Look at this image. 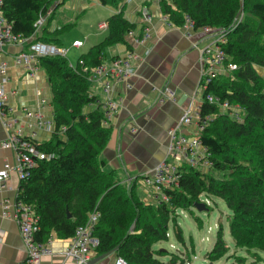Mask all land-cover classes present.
Segmentation results:
<instances>
[{
	"label": "trees",
	"instance_id": "1",
	"mask_svg": "<svg viewBox=\"0 0 264 264\" xmlns=\"http://www.w3.org/2000/svg\"><path fill=\"white\" fill-rule=\"evenodd\" d=\"M54 1L2 0L1 9L12 32L28 37L39 13ZM99 1L119 8L118 12L107 18L105 37L81 54L77 65L62 56L38 59L50 85L54 130L51 138L37 147L50 157L37 161L20 180L17 193L38 215L35 239L44 242L51 233L69 238L96 209V256L110 252L127 264H176L183 259L172 253L162 260L159 256L165 250L154 245L168 238L170 222L174 237L183 244L176 210L191 211L202 195L215 196L230 210L228 230L234 245L245 248L257 260V250H264V74L260 70L264 68V0L158 1L161 12L175 25L188 15L195 30L203 26L229 30L223 46L225 63L233 62L236 68L214 78L202 95L200 116L212 117L199 139L210 166L180 165L177 183L164 189L169 200L155 203L141 201L134 187L122 183L113 170L104 169L102 152L112 130L103 124V110L97 96L90 94L87 73L103 61L107 47L127 43L126 34L136 23L123 16L120 0ZM39 38L49 41L43 35ZM207 93L227 102V109L222 111L218 104L207 101ZM92 103L97 107L85 110ZM225 244L220 222L207 258L214 261L223 256L228 251Z\"/></svg>",
	"mask_w": 264,
	"mask_h": 264
},
{
	"label": "crops",
	"instance_id": "2",
	"mask_svg": "<svg viewBox=\"0 0 264 264\" xmlns=\"http://www.w3.org/2000/svg\"><path fill=\"white\" fill-rule=\"evenodd\" d=\"M96 1L102 4L99 0ZM86 2V0H62L60 4H57V0H55L50 7L51 12L47 15L41 32L37 35L41 34L50 42L65 47L59 37L65 30L59 33L57 30L66 24H71L69 27L74 25L81 13L86 11L83 9ZM90 3H92L91 0ZM142 6H147L152 14V20L149 23L150 38L144 44L137 45L132 42L130 37L126 36L127 43H117L105 50L103 61H109L129 49L139 53L141 60L135 66L134 73L125 81L129 86H125L124 81L112 82V96L120 101V105L109 122L108 126L112 133L102 152V157L105 159V170H113L122 183L133 185L135 193L140 185L142 187L145 184L146 187H144V191H141V195L139 196L137 193L136 195L145 203H155L157 199L151 193L150 187L146 185L145 177L152 175L153 168L162 159L175 158L168 152V130L191 101L195 105H200L202 102L201 93L196 91L199 78L198 57L199 48L206 42L207 37L199 30L186 36L178 25L167 24L159 17L161 10L159 3L155 0H131L122 6L123 16L128 21L136 23L137 31H140V8ZM67 8L71 10L69 13H66ZM118 9L115 7L111 14L118 12ZM111 14L98 21L97 29H100L99 23L106 22ZM102 29L100 31H104V33L101 37V32L97 30L90 34L91 39L86 46V51L105 37L107 27ZM74 40H81L83 45L86 42V40L74 36L70 45L66 47L68 50L70 47L76 49L81 47L73 46ZM27 44L28 41L23 40L5 44L2 47L0 62L7 65L2 76L5 80L7 103L13 107L15 115L19 117L20 126L25 132L33 133L38 142H44L51 138L53 127L49 128L45 125L36 127V123L32 117L27 116V112L40 113L44 120L52 121V95L46 70L40 63H37L34 71H30L14 62L15 54L24 50ZM73 63L72 65H74ZM261 72L264 74V71ZM165 85L174 90V100L162 97L158 92V89ZM89 88L90 93L97 96L100 101L98 104H101V108H103L105 94L99 86L93 89L89 85ZM95 107H97V103H92L85 110ZM194 132L195 125L193 123L182 128V133L188 136ZM5 137L6 131L0 121V167L5 163L9 166L16 164L14 150L1 146ZM19 183L17 173L10 170L7 180L8 188L0 192V200L7 198L11 203ZM50 236L51 252L42 256L41 264H75L72 259H65L62 255L68 238L58 237L54 233H51ZM24 256V243L18 224L11 213L2 214L0 207V264H18ZM114 256L111 253L93 264H107ZM91 257L92 259L96 257L94 250H92Z\"/></svg>",
	"mask_w": 264,
	"mask_h": 264
},
{
	"label": "built area",
	"instance_id": "3",
	"mask_svg": "<svg viewBox=\"0 0 264 264\" xmlns=\"http://www.w3.org/2000/svg\"><path fill=\"white\" fill-rule=\"evenodd\" d=\"M61 1V0H57ZM131 0H120L119 6L126 4ZM157 3L159 0H155ZM2 0H0V51L5 44L17 43L27 40L28 44L24 50L19 51L14 56V62L25 69L34 71L37 67L38 59L43 57L62 56L66 57L68 49L63 46L56 45L50 41H45L39 38L42 26L45 23L46 17L50 14L51 9L48 8L44 13H39L34 22V31L28 37H22L12 32L11 23L8 22L1 9ZM140 23L138 29L129 30L126 36L130 37L134 44H144L151 35L149 23L152 20V14L147 6L140 9ZM161 19L171 24L168 15L161 12ZM107 26V22L99 23V27ZM186 36H190L194 31V21L184 15L182 24L178 25ZM232 29V28H231ZM230 29V30H231ZM207 37L206 42L199 48V78L196 91L201 93V96L207 89V85L220 74L232 71L236 68L235 63L226 62V54L223 46L227 40L229 30L224 28L215 29L211 26H203L198 29ZM72 45L80 47L83 45L81 40H74ZM141 60V55L135 50H126L123 54L111 58L109 61H102L97 66L89 69L87 80L92 86L98 85L106 98L103 103V124L109 125L112 116L118 110L120 101L112 96L113 84L116 81H126L133 73L135 66ZM7 68L6 63L0 62V121L6 131V137L2 141V147H10L16 155V164L9 166L4 164L0 167V192L7 187L10 170L17 173L19 181L28 175L29 170L33 168L37 161L44 158H49L50 155L44 153L37 147L39 143L33 133L25 132L20 126L19 117L15 115L14 109L7 103V91L4 86L5 80L2 74ZM125 86H129L125 82ZM162 97L175 99V92L169 86H164L158 89ZM93 94V93H90ZM95 95V94H93ZM203 99V98H202ZM205 99L211 103H216L222 111H225L229 106L227 102H220L217 97L207 93ZM98 103L100 101L98 100ZM200 105H195L191 101L184 109L180 117L174 125L168 130L169 145L168 152L174 159H162L154 168L151 176L145 177V183L151 189V193L157 201L167 202L169 196L164 192V189L175 185L179 178V167L186 164L196 168L206 169L210 166L208 152L200 142V134L208 119L212 116H200ZM28 117H32L36 123V127L43 125L54 130L53 118L52 121L44 120L42 114L27 112ZM53 117V116H52ZM195 125V132L192 135L182 133V128L190 124ZM18 190L15 193L13 200L7 198L0 200L1 212L4 215L11 213L15 218L18 229L24 243L25 256L18 264H41L43 255L51 252L50 237L47 241L38 242L35 239V233L39 230L38 215L33 208L18 199ZM178 210V209H177ZM176 210V211H177ZM182 210V209H181ZM99 212L94 209L88 213L86 221L76 227L74 234L68 238V243L62 250V255L65 259H72L75 264H88L92 259L93 247L97 244V239L94 237V227L98 221ZM168 235V233H167ZM196 256H194L195 258ZM107 264H127L126 260L121 256H114Z\"/></svg>",
	"mask_w": 264,
	"mask_h": 264
},
{
	"label": "rangeland",
	"instance_id": "4",
	"mask_svg": "<svg viewBox=\"0 0 264 264\" xmlns=\"http://www.w3.org/2000/svg\"><path fill=\"white\" fill-rule=\"evenodd\" d=\"M61 1H57V4H60ZM86 1L85 7H83L86 11L84 13L81 11V16L76 19L75 24L68 27L67 30L59 35L65 47L70 45L74 36L86 40L85 44L80 48L70 47L67 51L66 59L71 65L73 62L74 65H77L78 58L86 51V46L90 43L91 38L89 36L93 31L96 32L97 30L101 32L100 37L103 36L104 31H100L102 28L97 29V23L99 20L105 19L115 9L112 5H102L96 0H91L92 3H90V0ZM69 11L71 10L67 8L66 13H69ZM260 70L264 71V68ZM92 87L95 89L98 85ZM212 173L216 177H222L220 172L212 171ZM128 186L133 187L130 183ZM144 187H146L145 184L142 187L140 185L136 189L137 195H141ZM201 201L206 203L207 210L198 211L192 206V212L188 209H178L176 211V221L182 229L185 242L182 244L177 241L173 233V224L170 222L168 224V238L154 245L156 249L165 250L164 255L159 256V258L167 260L174 253L183 259L182 262L178 261L176 264H208L210 260L206 254L214 244L216 231L221 222L223 225V239L225 240L226 247H228V251L220 258L211 261V264H264V250H257L260 257L255 260L245 248H239L234 245L228 230L227 215L230 213V210L225 201L215 196L205 197L203 195L201 196ZM194 256L196 257L194 258ZM239 257H242V259L239 260Z\"/></svg>",
	"mask_w": 264,
	"mask_h": 264
},
{
	"label": "water",
	"instance_id": "5",
	"mask_svg": "<svg viewBox=\"0 0 264 264\" xmlns=\"http://www.w3.org/2000/svg\"><path fill=\"white\" fill-rule=\"evenodd\" d=\"M193 206L198 210V211H204V210H207V206L205 205V203L203 201H196L193 203ZM70 213L69 211L67 210V216L70 217ZM161 250H164V249H161ZM111 254L110 252L108 253H103V254H100L98 256H96L95 258L93 259H90L88 264H93L94 262L106 257L107 255ZM208 264H211V261L208 263Z\"/></svg>",
	"mask_w": 264,
	"mask_h": 264
}]
</instances>
